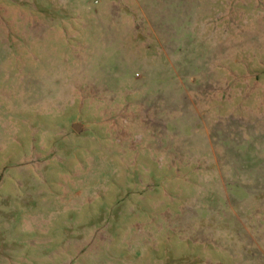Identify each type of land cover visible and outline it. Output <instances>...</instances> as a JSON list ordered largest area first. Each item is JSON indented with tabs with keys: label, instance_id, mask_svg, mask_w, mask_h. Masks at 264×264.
<instances>
[{
	"label": "rangeland",
	"instance_id": "1",
	"mask_svg": "<svg viewBox=\"0 0 264 264\" xmlns=\"http://www.w3.org/2000/svg\"><path fill=\"white\" fill-rule=\"evenodd\" d=\"M0 264H264V0H0Z\"/></svg>",
	"mask_w": 264,
	"mask_h": 264
},
{
	"label": "water",
	"instance_id": "2",
	"mask_svg": "<svg viewBox=\"0 0 264 264\" xmlns=\"http://www.w3.org/2000/svg\"><path fill=\"white\" fill-rule=\"evenodd\" d=\"M73 129H74L75 131L79 132V131H80V125H79V124H74V125H73Z\"/></svg>",
	"mask_w": 264,
	"mask_h": 264
}]
</instances>
